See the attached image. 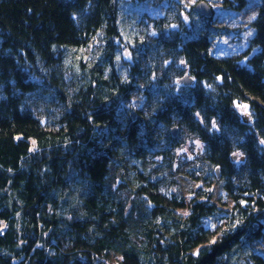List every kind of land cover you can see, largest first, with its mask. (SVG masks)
I'll list each match as a JSON object with an SVG mask.
<instances>
[{"label":"trees","instance_id":"16d2710c","mask_svg":"<svg viewBox=\"0 0 264 264\" xmlns=\"http://www.w3.org/2000/svg\"><path fill=\"white\" fill-rule=\"evenodd\" d=\"M248 1L0 0V264H264V0L215 41Z\"/></svg>","mask_w":264,"mask_h":264},{"label":"rangeland","instance_id":"374dc122","mask_svg":"<svg viewBox=\"0 0 264 264\" xmlns=\"http://www.w3.org/2000/svg\"><path fill=\"white\" fill-rule=\"evenodd\" d=\"M182 1L186 6H191V5L194 6L197 2V0H182ZM260 1L261 0H249L248 1L249 5L242 12H239V14L237 13L238 15L237 14L233 15L229 13V16L226 17L223 21H221L222 24H226L229 27H232V29H230V33L228 32L226 35L222 37V39L217 37V39L215 40L218 44L222 40L223 41L221 43H225L223 46L218 48L219 54L225 56L226 54L232 53V51L234 50L244 49L247 46V42L249 40L248 37L251 32L248 26L251 27L250 21L255 16V10H257V8L255 9V6L256 5L258 6ZM208 2L212 5L214 9L213 16L214 15L216 16L217 14L220 15L221 13L220 0H208ZM126 54L127 56H129L127 52ZM245 61L246 59H243L242 63H245ZM234 106L239 112L241 117H243L245 120H247L248 117V121L251 120V113L247 103L237 102L234 104ZM201 145L202 144L199 141L194 143L191 141H187L182 146L180 152L185 157L188 156V158L192 159L194 155L193 150L197 152L201 147ZM214 189H216V187H214ZM261 244L264 246L263 241L261 242Z\"/></svg>","mask_w":264,"mask_h":264},{"label":"water","instance_id":"95a60500","mask_svg":"<svg viewBox=\"0 0 264 264\" xmlns=\"http://www.w3.org/2000/svg\"><path fill=\"white\" fill-rule=\"evenodd\" d=\"M194 10L201 13V14H204L206 16H212L213 15V9L211 8V6L208 4L207 1L205 0H201V1H198L195 5H194ZM180 81L186 85H189V84H192L193 83V78L189 75V74H186L185 76H183ZM178 127L177 126H174L172 128V134L173 136H177L178 134ZM233 159L234 160H237L238 159V155L235 154L233 156ZM217 173H218V176H219V169L217 168Z\"/></svg>","mask_w":264,"mask_h":264},{"label":"flooded vegetation","instance_id":"af4514ba","mask_svg":"<svg viewBox=\"0 0 264 264\" xmlns=\"http://www.w3.org/2000/svg\"><path fill=\"white\" fill-rule=\"evenodd\" d=\"M247 120H248V117H247Z\"/></svg>","mask_w":264,"mask_h":264},{"label":"bare ground","instance_id":"6f19581e","mask_svg":"<svg viewBox=\"0 0 264 264\" xmlns=\"http://www.w3.org/2000/svg\"><path fill=\"white\" fill-rule=\"evenodd\" d=\"M197 2H198V1H197ZM197 2H196V3H197Z\"/></svg>","mask_w":264,"mask_h":264}]
</instances>
